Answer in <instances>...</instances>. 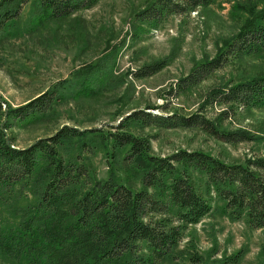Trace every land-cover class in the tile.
Segmentation results:
<instances>
[{"label": "trees", "instance_id": "obj_1", "mask_svg": "<svg viewBox=\"0 0 264 264\" xmlns=\"http://www.w3.org/2000/svg\"><path fill=\"white\" fill-rule=\"evenodd\" d=\"M98 1L0 0V40L4 39V29L27 4L58 20ZM216 1L152 0L133 15V21L157 26L169 15L187 14ZM257 2L246 0L247 16L238 33L226 40L215 56L194 64L180 79L178 89L197 85L235 57L261 51L264 4L258 7ZM167 63L164 58L143 64L131 74L134 78L149 77ZM62 81L17 106L0 95V195L25 181H32L39 190L37 201L26 202L20 209L17 228L0 233V263L161 264L171 257L187 226L213 212L211 194H201L193 173L203 177L206 190L223 203L232 219H244L250 228L264 232V157L229 163L201 150L178 149L170 155H156L151 152L150 136L134 132L136 127L148 126L195 128L225 143L251 140L254 136L249 131L224 129L219 120L228 118L237 108L264 107V75L212 88L198 111L189 115L169 113L167 104L148 105L145 109L149 111H132L114 131L63 125L25 147L15 146L10 128L14 124L23 126L49 111L54 114L52 106L64 100L61 97L65 95L60 94L72 85L67 79ZM212 105L225 108L210 119L202 110ZM155 109L166 114L153 113ZM98 146L106 148L112 158L122 156L132 165L139 186L112 173L97 179L84 163L67 158L74 148L88 151ZM48 216L56 225L50 232L45 230L50 225ZM37 231L47 235L36 238ZM239 254L227 257L225 262L236 263Z\"/></svg>", "mask_w": 264, "mask_h": 264}, {"label": "rangeland", "instance_id": "obj_2", "mask_svg": "<svg viewBox=\"0 0 264 264\" xmlns=\"http://www.w3.org/2000/svg\"><path fill=\"white\" fill-rule=\"evenodd\" d=\"M150 1L99 0L58 20L34 11L31 4L24 6L0 40V95L17 106L64 79L72 85L60 94L65 95L61 97L64 100L52 106L54 114L49 111L10 128L15 146L25 147L63 125L114 131L132 111L148 105L167 104L169 113L189 115L198 111L212 88L264 75L261 47V51L233 58L197 85L178 89L180 79L194 64L215 56L223 43L238 33L247 16L246 0H218L187 14L169 15L157 26L134 22L133 15ZM257 1L258 7L263 6L264 0ZM164 58L167 65L152 76L134 78L131 74L143 64ZM224 108L212 105L202 112L213 119ZM152 111L166 114L159 109ZM219 121L224 129L247 130L254 138L225 143L195 128L148 126L136 127L134 132L150 136L151 152L156 155H170L178 149L201 150L229 163L264 157V107L237 108ZM106 151L103 146L89 147L88 151L74 148L67 158L84 163L97 179L112 173L122 181L137 182L138 187L137 170L122 156L112 158ZM193 177L202 195L211 194L213 212L187 226L171 257L161 264H264V232L250 228L244 219H232L223 203L206 190L203 177L198 173ZM37 189L32 181H25L0 195V233L17 228L20 209L26 202L37 201ZM48 221L45 230L56 229L50 216ZM39 232L36 238L47 235ZM237 252L236 263L225 262Z\"/></svg>", "mask_w": 264, "mask_h": 264}]
</instances>
